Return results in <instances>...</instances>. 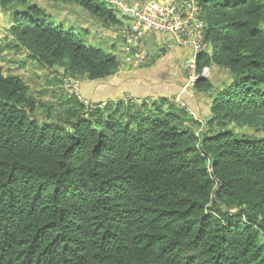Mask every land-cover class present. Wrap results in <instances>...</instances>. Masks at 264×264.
<instances>
[{
  "label": "trees",
  "instance_id": "obj_1",
  "mask_svg": "<svg viewBox=\"0 0 264 264\" xmlns=\"http://www.w3.org/2000/svg\"><path fill=\"white\" fill-rule=\"evenodd\" d=\"M53 1L119 23L101 0ZM199 2L197 71L232 79L223 90L197 80L216 92L204 124H187L168 98L87 110L78 97L71 117L39 115L44 105L0 62V264H264V0ZM29 3L0 0L8 48L80 79L117 72L114 55Z\"/></svg>",
  "mask_w": 264,
  "mask_h": 264
},
{
  "label": "rangeland",
  "instance_id": "obj_2",
  "mask_svg": "<svg viewBox=\"0 0 264 264\" xmlns=\"http://www.w3.org/2000/svg\"><path fill=\"white\" fill-rule=\"evenodd\" d=\"M30 3L37 4L43 7L48 14V21L50 23L61 25L65 30L71 31L79 36V38L86 44L90 46H95L102 48L107 53L114 55L119 61L124 65L130 67H136L144 63H135L136 54L141 55V58L148 57L147 46L145 40L146 31H143L141 37L135 41L132 45L125 38V31L134 26V20L125 15L118 8L112 7L107 3V0H101L105 2L109 8L113 9L116 13L117 20L119 23H111L106 25L104 21L90 12L84 10L77 4L66 3V2H55L53 0H27ZM128 2L139 3V0H126ZM159 1V0H158ZM164 1V0H161ZM29 3V4H30ZM106 5V6H107ZM15 6V5H14ZM25 8L21 4H17L14 9L22 10ZM12 19V12H5L0 7V37L2 38L6 33H9L10 25ZM154 30H152V33ZM120 42V51H117V44ZM9 40L6 38L0 39V62L3 67L5 75L17 74L21 75L22 78L27 82L31 89V95L42 105H44L45 112L42 108H37L36 110L39 115L47 114V110L50 112L59 113V117L66 116L71 117L70 106L75 103V100L80 98L81 104L86 106L90 103L82 98L79 89V95L70 93L73 87H66L65 79L72 78L81 81L79 77L69 76L64 68L56 65L54 68L46 67L41 65L34 57L25 50L19 49V47L14 46V48H8ZM3 48L5 49H2ZM7 47V48H6ZM150 54L151 51H150ZM120 62V68L121 67ZM185 67L187 72L188 64L185 61L182 65ZM119 69V68H118ZM118 71V70H117ZM225 73H223L224 75ZM211 73L208 67V74L206 77H210ZM225 79V76H223ZM92 80V79H87ZM100 79H94L97 81ZM227 86V85H226ZM74 96V97H73ZM74 98V99H73ZM77 98V99H76ZM69 104V107L64 106ZM148 106L152 105L145 101ZM93 104L96 103H91ZM133 105L139 106L136 102H132ZM108 105H115L110 102ZM85 107V108H86ZM65 108L67 109L65 113H62ZM155 108V107H154ZM153 109V108H152ZM181 114H183L181 112ZM184 115V114H183ZM39 119V117H37ZM212 119V118H211ZM188 122L191 120L188 117ZM231 128H234L237 132L241 133H256L254 129L247 126H238L236 124H231ZM205 129V128H204ZM199 131V130H198ZM197 131V132H198Z\"/></svg>",
  "mask_w": 264,
  "mask_h": 264
},
{
  "label": "crops",
  "instance_id": "obj_3",
  "mask_svg": "<svg viewBox=\"0 0 264 264\" xmlns=\"http://www.w3.org/2000/svg\"><path fill=\"white\" fill-rule=\"evenodd\" d=\"M153 32L155 33L149 30L145 34L148 57L143 64L122 67L123 64L118 59L122 68L119 67L115 74L97 81L81 79L82 98L102 106L110 102L117 104L129 96L137 104L145 101L151 104L153 100L168 98L182 108L185 117L190 120L202 123L211 119V104L216 92H198L195 88L182 91L188 77V69L186 72L182 65L185 61L188 64V60L194 57L193 48L180 45L171 36ZM120 46L118 42L117 51H120ZM209 70L211 76L206 78L214 82L217 90H223L231 83L232 79L226 70L215 65H211ZM187 124L190 123L187 121Z\"/></svg>",
  "mask_w": 264,
  "mask_h": 264
},
{
  "label": "built area",
  "instance_id": "obj_4",
  "mask_svg": "<svg viewBox=\"0 0 264 264\" xmlns=\"http://www.w3.org/2000/svg\"><path fill=\"white\" fill-rule=\"evenodd\" d=\"M138 2L107 0L112 7L118 8L134 20V26L132 25L124 32L125 38L131 45L141 37L143 31L154 30L162 35L173 37L180 45L191 46L194 57L188 60V77L182 91L195 88L197 80L208 74V67H205L202 73L197 71V56L207 48L204 34L206 21L199 0H139ZM145 59L136 54L134 60L137 65ZM65 84L66 87H73L70 93L79 95V80L68 78L65 79ZM126 100L133 99L129 96ZM97 107L100 105L92 106L91 103L87 105L88 110ZM199 132H197L198 135Z\"/></svg>",
  "mask_w": 264,
  "mask_h": 264
},
{
  "label": "clouds",
  "instance_id": "obj_5",
  "mask_svg": "<svg viewBox=\"0 0 264 264\" xmlns=\"http://www.w3.org/2000/svg\"><path fill=\"white\" fill-rule=\"evenodd\" d=\"M126 100V99H125ZM127 101V100H126ZM128 101H132V100H128ZM98 105H100V104H98ZM102 105H100V107H101ZM87 108V107H86ZM88 110V109H87ZM202 124H204V122H202ZM202 130H204L203 128H202ZM201 129L199 130V131H202ZM198 131V132H199Z\"/></svg>",
  "mask_w": 264,
  "mask_h": 264
}]
</instances>
